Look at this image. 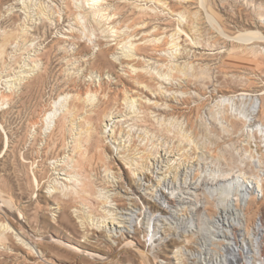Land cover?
Here are the masks:
<instances>
[{
    "label": "rangeland",
    "instance_id": "1",
    "mask_svg": "<svg viewBox=\"0 0 264 264\" xmlns=\"http://www.w3.org/2000/svg\"><path fill=\"white\" fill-rule=\"evenodd\" d=\"M101 1L108 16L103 19L93 15L87 0H0V190L10 205L0 204V233L52 255L43 259L23 247H1L0 264L99 263L53 239L80 242L102 255L118 248L121 241L109 240L115 233L98 220L108 191L131 182L118 160L121 146L152 156L151 177L173 160L168 176H177L183 187L181 216L195 218L197 225L203 214L223 216L208 187L236 177L260 182L262 195L251 193L257 213H248L238 193L233 205L242 212L239 221L248 224L244 240L259 236L257 250L263 254L254 258L262 263L264 232L257 233L255 223L258 217L264 222V132L257 129L264 116L255 112L264 102V42L242 38L264 33V0ZM28 68L31 77L19 82ZM242 89L253 96L235 97L233 105L221 102ZM8 91L12 103L2 99ZM77 98L83 99L81 116L76 114L63 135L62 113ZM56 101L64 105L60 129L48 130L43 115ZM248 113L254 114L251 124L245 121ZM107 124L111 134L104 137ZM78 134L82 154L72 160ZM97 146L103 161L93 163L91 149ZM22 226L30 232L24 234ZM159 233L162 240L153 252L147 247L156 264H204L196 230L169 224ZM144 234L138 240L146 244ZM225 236L211 246L223 258L230 252L231 238ZM122 251L117 257L123 262L115 264H145L132 250Z\"/></svg>",
    "mask_w": 264,
    "mask_h": 264
},
{
    "label": "bare ground",
    "instance_id": "2",
    "mask_svg": "<svg viewBox=\"0 0 264 264\" xmlns=\"http://www.w3.org/2000/svg\"><path fill=\"white\" fill-rule=\"evenodd\" d=\"M87 2L90 6H92V8H94L93 15L101 17L102 19L108 17V16L105 17L106 13L104 14V10L103 8H101L102 7L101 0H87ZM249 33L247 32V35L245 33L244 38H242L244 39V41L245 40L248 41V40L256 38V39H259L261 42H264V33L260 31H256L255 33L253 32L252 34H249ZM27 70H29V68L22 70L21 71L22 73L20 72L21 74L18 75L19 82L25 80L28 77H31V70L33 69L30 68L29 71ZM137 83L138 85H142V83L138 81ZM252 96L253 94L248 92V90L242 89L235 96L223 97L221 99V102L224 104L233 105V101L235 97L240 98V99H247ZM2 99L7 100L8 102L11 101L12 103L14 101V95L13 93H11V91H8L5 93V95L2 96ZM75 100L76 101L73 104L72 108L69 107L67 109H64V112H63L64 114L62 113L63 118H62V123L60 127H61V131L63 135L66 134V131L68 128L67 125H69L70 123L71 125H73L72 122H74V118L76 117V114H79L80 110L82 109L80 108V105L82 106L81 100L83 99L77 98ZM59 102L58 101L54 102V109L45 111V114L43 115L44 116L43 122L46 124L45 129L50 130L52 128L54 129L57 126L59 127L60 123L57 121L59 120L58 118L59 114H61L59 112L63 110L64 108L63 103H59ZM262 102L255 112V114L258 117L264 116V102L263 103ZM56 105L58 107H56ZM83 107H85V105ZM253 115H254L253 113H248L246 115L244 114L246 123H249V124L252 123ZM79 116L81 115L79 114ZM113 120H116L115 122L120 121V120H117L116 117L112 118L110 121H113ZM1 127H2V124L0 123V128ZM109 128H110V125L107 124V127L105 128V130H103L104 137L108 134V132L109 134H111L110 133L111 130L110 131L108 130ZM257 129L259 131L264 132V123L261 122V124L257 125ZM81 134H83V132ZM79 137L80 136L78 134V138L77 136L73 138V142H72L73 145L70 150V153H71L70 156H72L71 157L72 160H75V158H77L78 155L82 154L80 142L78 141ZM51 146L53 147V145ZM63 146H65V144L64 142H61V147ZM121 147L120 148L118 147V160L125 166V168L127 169L129 173V178H130L129 180H131L130 182L131 187H130V184L127 187L123 183L122 185L120 184L114 185L113 186L115 187L114 190L112 188H111L112 190L108 189L109 190L108 194L110 193L111 194L109 195V199L107 203L104 205V210L102 211L103 215H101V218L98 220V223L101 225L102 224L105 225L106 228L109 230L112 229L113 233H115V235L108 236L109 240L113 239L114 241L115 237H118L116 239L118 241H121L119 242V244H121L119 245L120 247L126 248V250H132L131 253L141 258L145 264H156V262L154 261L155 259H153V257L156 258L157 256L155 257L152 255L153 257H151V255L148 253L147 247L149 250H151V252H153L154 248L157 246L156 243H159L162 240L160 236L158 235L160 234L159 233L160 229L164 228L166 225L175 224L179 228L188 227V228H191L192 230H196L197 233H200L199 235L201 236V240H202V244H201L202 253L200 254V257H202V261L204 264H221L222 260L224 261L223 264H226L225 259L227 260L228 257L230 260L229 264H263L264 261L262 263L261 262L259 263V262H256L257 259L255 261V258H254L256 254L258 256L260 255L262 256L263 254L262 252V254L259 255L258 250H257V247L259 245V240H260L259 236L258 235L255 236V234L252 233L250 240H244V236L248 232V229H249L248 224L247 223L242 224L239 221L238 217L240 216L242 217V212L239 209H236L233 205V201H235L233 200V198L235 194L238 193V195L241 197L242 204L246 207V210L248 211V213L251 215H254L255 213H257L259 208L255 204H253L254 200L251 196V193L253 192L256 195L257 191H260V189H263L262 188L263 185H261L260 182H256L254 184V182L246 181L241 177H236V178H231V179L227 178V180L221 181V182L219 180L217 181L218 183H216L214 186L208 187L206 189L207 193L210 196L217 198V203L219 207H222L223 209V216H219L217 218L212 219L208 215L206 216L205 214H203V216H201L202 218L201 224L197 225L196 221L194 220L195 218L191 217L185 220L181 216L183 215L181 213L182 209H181V206H178V205L180 204V202H182V199L184 197V192L182 191L183 187L180 185L181 183H180V180L177 179V176L173 175V178H170V176H168L169 172L174 168L171 163L173 160L167 161L166 165L159 166L157 175L156 177L154 176L155 177L154 178V177H151V174L149 172V170H151L149 166V159L152 158L150 154H147L146 152L137 153L138 151H134L132 149L128 150V149L121 148ZM101 149H103L101 146L92 147L91 150L93 152L89 160L90 162L93 161V163H96V162L100 163L101 161H103ZM89 152L91 151L89 150ZM80 166L81 165H79V167ZM214 178L216 179V175L214 176ZM4 196L5 195L0 190V204L2 205V208L3 207L9 208L10 205H8V201H6ZM251 204L255 206L252 207ZM75 209H76L75 210L76 213L78 214L81 213V211L78 208H75ZM81 224H84V220L81 221ZM28 228H29V225H28ZM28 228L27 227L25 228V226H22L20 229L21 231L23 230V233L25 234L26 232L27 233L30 232L29 231L30 229L28 230ZM232 228H234V231L231 230ZM255 229L257 230L258 233L263 232V228L260 226V224H255ZM142 230H145V234L143 235V238L146 244H143L140 240H138V237L142 233ZM226 232L229 234V237L231 238V241L228 244V249L230 250V252L227 253L226 258H223L224 256H220L219 251L212 250L211 246H214L215 241L217 242V240L221 241L225 239ZM15 234L21 235L22 232L21 233L18 232ZM80 234L82 235L83 238H87V239L89 238L88 233H86L85 231H80ZM148 236H150V240L146 239L148 238ZM16 240L18 241L17 242L14 241L13 236L11 235L9 236L6 233L1 232L0 233V248L3 247L5 248V250H7L6 248L11 249L12 247L14 248L23 247L28 250L27 254H29V256H33V254H35L38 258H43V259L49 256H52L51 253L47 251L49 249H47L45 245L44 246L47 250H42L41 249L42 246L40 245L35 246L31 244L30 242L25 241V239L23 240L17 237ZM6 242H9V244L7 245ZM52 242L53 244H57V246L59 245L61 248L63 247L64 249L70 250L73 253L74 252L81 253L83 254V256L87 258L90 257V258L96 259L99 261L98 264H115V263L123 262L120 257L119 258L117 257L120 253L124 252L122 251L123 248L119 251L118 245H117L118 248L111 251L110 254L102 255V254L90 252L88 250L89 247H87L86 245L80 244V242L79 243L78 242L68 243L62 240H57V239H53ZM3 248H1V250ZM210 254L214 256V262H212V260H209ZM205 255H207V257ZM221 257H222V260H221ZM113 259L115 260L112 261Z\"/></svg>",
    "mask_w": 264,
    "mask_h": 264
},
{
    "label": "built area",
    "instance_id": "3",
    "mask_svg": "<svg viewBox=\"0 0 264 264\" xmlns=\"http://www.w3.org/2000/svg\"><path fill=\"white\" fill-rule=\"evenodd\" d=\"M262 194H261V192L260 191H257V194L255 195V196H261ZM255 224H260V226L263 228V232H264V222L261 220V217H258L257 218V220H256V223ZM255 231H256V229H255ZM262 232V233H263ZM258 233V232H257ZM261 233V234H262Z\"/></svg>",
    "mask_w": 264,
    "mask_h": 264
}]
</instances>
